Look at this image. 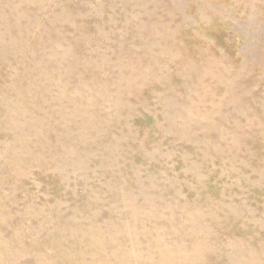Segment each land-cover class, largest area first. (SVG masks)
<instances>
[{
    "label": "rangeland",
    "instance_id": "374dc122",
    "mask_svg": "<svg viewBox=\"0 0 264 264\" xmlns=\"http://www.w3.org/2000/svg\"><path fill=\"white\" fill-rule=\"evenodd\" d=\"M0 264H264V0H0Z\"/></svg>",
    "mask_w": 264,
    "mask_h": 264
}]
</instances>
